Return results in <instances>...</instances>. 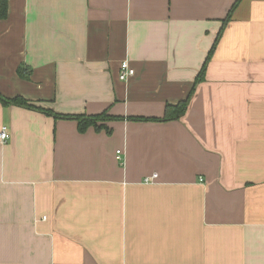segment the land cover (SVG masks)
<instances>
[{"label": "crops", "instance_id": "0c3cea01", "mask_svg": "<svg viewBox=\"0 0 264 264\" xmlns=\"http://www.w3.org/2000/svg\"><path fill=\"white\" fill-rule=\"evenodd\" d=\"M0 95V264H264V0H7Z\"/></svg>", "mask_w": 264, "mask_h": 264}, {"label": "trees", "instance_id": "16d2710c", "mask_svg": "<svg viewBox=\"0 0 264 264\" xmlns=\"http://www.w3.org/2000/svg\"><path fill=\"white\" fill-rule=\"evenodd\" d=\"M6 15H7V0H0V18H4V17H6ZM225 23H226V20L223 21V26ZM223 26L220 29L219 35L222 31ZM219 35L217 36L216 40L214 41L212 48H211L204 64L202 65L200 71L198 72V75L195 78L194 86L198 82H200L204 77L206 64H207V62L210 58V55H211V53H212V51L216 45V42H217ZM19 73L22 75L20 69H19ZM194 86L192 89H194ZM191 94H192V90L185 99L177 102L176 104L166 105L165 110H164V115L159 120H174V119H178L179 117H181L185 113V110L187 108ZM0 103H2L3 105L13 104V105L24 106L27 108H33L35 110L42 111L45 114H49V115H53V116H59L58 114H55L53 111H51L49 109H44L42 107H37L35 105H32L27 99H25L22 96L4 97V96L0 95ZM62 117H66V118L76 120L79 131H85L88 127H94L95 129H100L102 127H105L103 124H100L101 122L106 121V120H110L112 118H116V117H112L110 115H107L105 112L98 114V115H71V116H62ZM132 118L138 119V120H147V118H143V117H132Z\"/></svg>", "mask_w": 264, "mask_h": 264}, {"label": "built area", "instance_id": "2783aa9c", "mask_svg": "<svg viewBox=\"0 0 264 264\" xmlns=\"http://www.w3.org/2000/svg\"><path fill=\"white\" fill-rule=\"evenodd\" d=\"M135 71L131 68L127 61H122L120 64V71H119V79L125 80L128 77L134 75ZM10 137L8 129L6 126H2L0 128V142L5 143ZM116 157L118 160H122L121 152L119 150L116 151ZM156 174H153L151 177L145 179L146 182H151L155 178Z\"/></svg>", "mask_w": 264, "mask_h": 264}]
</instances>
